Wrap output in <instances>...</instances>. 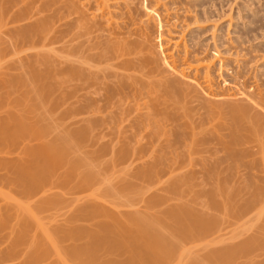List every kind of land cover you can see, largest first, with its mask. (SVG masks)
I'll return each instance as SVG.
<instances>
[{"label": "rangeland", "instance_id": "obj_1", "mask_svg": "<svg viewBox=\"0 0 264 264\" xmlns=\"http://www.w3.org/2000/svg\"><path fill=\"white\" fill-rule=\"evenodd\" d=\"M117 1H125L140 10L142 7V11H151L141 19L153 18L159 25V31H155L153 20L152 47L150 50V46L146 48L148 44L143 46L145 53L143 51L142 54L147 57L145 62L149 63L156 57L159 65L161 63L160 66L167 68L168 72H165L166 76L163 73V78L168 76L170 79L174 75H170L169 71L171 57L182 59L185 47L190 52L215 54L213 59L218 61L213 70L215 93L219 86L222 92L233 94L236 77L246 80L248 87L254 86L256 71L264 69V0H164V7L162 4L156 5L153 0ZM40 3V0L25 2L34 6ZM38 12L30 20V23L35 22L37 29L33 38L23 37L19 31V28L29 31L27 19L12 22L0 29V34L3 33L0 35V157L4 155V159L0 158V186L26 199H36L44 189H48L47 192L61 190L65 194L64 202L57 203L58 206L55 203V207L46 206L40 215L46 221L54 215L59 228L78 222L82 229L74 242H82L86 239L87 229L100 227L98 230L111 234L114 231L111 228L116 227L111 223L98 225L101 214H72V210L75 211L82 204H76L75 199L100 187L105 176L111 174L116 180L110 184L112 188L104 193L109 199H114L110 198L114 196L120 202L118 210L121 214L105 216L125 221L134 219L141 222L144 230L149 228L150 233L156 232L158 237L154 235L157 239H165L173 248L167 255V264L176 262L181 251L187 247L192 249L189 264H264V165L247 162L251 155H233L222 145L224 140L216 137L214 128L220 121L216 118L206 120L207 110L203 108L206 106L205 98L213 90L206 89L203 76H199L198 81L204 87L200 90L203 89L201 94L205 98L203 95L201 97L205 103L202 98L198 99L194 91L189 95L192 99L188 96L182 102L171 100L170 103V99L166 101L160 98L161 107L166 104L163 111L169 115L163 116L161 113L158 116V107L155 108L154 104L146 106L142 100L138 103L140 108L134 102L129 104L124 99L121 102L116 97L111 107L105 104L104 110L96 113L98 116L91 117L93 129L90 127L88 130V109L82 108L86 102L79 100L73 106L70 93L73 89L68 69L69 64L77 58L69 53V46L61 47L68 38V27L65 26L68 18L59 22L52 6L44 5ZM113 20L124 21L122 17H114ZM60 31L62 41L59 42L52 37ZM220 61L224 69L220 67ZM74 62L78 67L81 64L79 60ZM257 63L260 65L258 68L253 66ZM237 67H240L239 71ZM187 71L186 77L193 78L192 71ZM152 76L150 79L156 82L162 77L159 74L152 79ZM114 81L111 79V83ZM126 81L131 83L130 80ZM146 89L142 92H146ZM131 93L128 89L127 94L132 96ZM134 93L139 94V91ZM196 94L197 98L194 99L192 96ZM96 105L93 102L89 106L95 108ZM147 112L151 114L148 116ZM25 162L47 169L48 175L41 186L27 190L29 186L25 185L23 188L27 187L26 191H22L20 180L17 182L20 174L15 175L10 166ZM90 166L94 168V175L82 181L80 174ZM173 180L178 182L177 187L172 186ZM180 199L194 204L196 214H184L183 210L182 214L181 209L175 207ZM214 203L218 207H214ZM149 208L151 211L159 208V213L154 216L143 214ZM204 208L211 214H207V211L203 214ZM129 210L139 214L127 213ZM197 210L200 212L197 213ZM12 215H5L2 222L0 217V264H23V260H26L23 254L32 237V234H28L34 232L33 227L29 226L28 234L20 236L19 227L15 226L17 220ZM154 235L152 241L158 243ZM71 243L73 240L63 241L64 245ZM123 250L113 249V253L102 250L99 257L117 253L118 259L123 261L127 254ZM47 253L44 261L42 254L38 256L40 259L32 258L35 261L30 263L28 260L24 264H39V260L40 264H51L52 254L49 253L48 258Z\"/></svg>", "mask_w": 264, "mask_h": 264}, {"label": "bare ground", "instance_id": "obj_2", "mask_svg": "<svg viewBox=\"0 0 264 264\" xmlns=\"http://www.w3.org/2000/svg\"><path fill=\"white\" fill-rule=\"evenodd\" d=\"M26 1L27 0H0V29L1 27H6L8 24H11L12 22L23 21L27 19L29 20V23L27 24L29 25L27 26V28L29 27L28 28L29 31H27L26 29L22 30L20 28L19 31L20 34L23 35V37L27 36L29 38H33V36L35 35V31L37 29L35 27L36 25L35 22L32 21L30 23V20L33 19L37 13H39L38 11L41 10L44 5L53 7L54 15L58 16L59 22L62 20L66 21V18H68V21H66L67 23L65 24V26L67 25L68 27L67 28L68 38L65 39L66 40L65 44L67 43V45L64 44L65 46L62 45L61 47L69 46L68 47L70 48L69 53L73 57L77 58L74 59V61L79 60L81 63L79 64V67L74 61H72L69 64L68 72L70 76L71 86L73 89V91L70 93H71L73 106H76L79 100H84L86 102L85 105L82 106V108L87 107L88 109L86 111V113H88L87 114L88 118L87 119L85 118L86 121H88L89 123V124L87 123L88 130L92 126L91 124L93 119H91V117L92 118L96 117L95 115H97L96 114L97 112H101V110H104L103 106L105 104H109V106L111 107L113 105V101H115L114 99H117L116 97H119L120 98L119 100L121 102L123 99L125 102L127 101L129 104L130 102L132 103L134 102L140 108L141 106L138 103L144 100V105L148 106V104L151 105L154 104L155 108L158 107L156 114L159 116L162 113V115L164 116V114L169 115V113L163 111L162 108L166 104H164L161 107L160 98H163L166 101H169L170 99V103H172L171 100H174L176 102H182L184 99H187L189 95H191V91L192 92L194 91L195 93L198 94V99L202 98L201 96L203 94H201V92L203 89L200 90V88H202L203 86L199 84L198 81L199 76L200 77L203 76L202 78H204L205 80L206 89L213 90L214 88L213 86L215 82H214L213 70L218 62L215 59H213L215 57V54L214 55L212 54L213 56L212 57L206 51H205L206 53H202V54L195 53L196 51H192V50L190 52V49L187 50L185 49L187 47H185L184 48L185 51H183L184 57L182 59L179 60V58L176 57L178 58L177 60L175 59V57H173V59L171 57L170 66L172 65L173 69L171 66L169 71H170V75L171 74L174 75H171L170 79L167 78L168 76L163 78V75L165 74V72H168V70L167 68L160 66L161 63L159 65V60L156 57L151 59L149 63L145 62V59L147 57L145 58L144 55L142 54L143 51L145 53V50H143L144 49L143 46H146L148 44L146 48L150 46L149 49L151 50L152 46L150 42L154 34V32L152 31L151 23L154 19L152 18L151 20L150 19L142 20L143 19L142 17L149 15L151 11L148 12L146 9L145 11H142L143 10L142 7L140 10L129 3H125V1L120 2L117 0H43V1L40 0L41 3L40 5L37 6L36 5L34 6L32 4H31L32 6L27 5L25 4ZM162 1L164 0H153V2L156 3V5L158 4L160 6L162 4L161 6L164 7L166 2L163 3ZM96 10L98 11L96 12ZM114 17H122L124 21L116 22L115 20H113ZM153 22L156 26L155 31L157 30L159 31L158 23L157 22L155 23V20ZM33 29H34V33H33ZM53 30L56 31V28H54ZM61 31L59 32V34L58 33L55 34V37L52 38H56V40L57 41L59 40V42L62 41ZM151 54L153 53L151 52ZM239 58L241 59V57ZM84 62L86 65H84ZM221 63L222 61H220L219 64ZM222 65L223 64H221L220 67ZM93 66L95 69L93 68ZM253 66L257 67L260 65H258L257 63V65L254 64ZM256 67L254 70H256ZM239 68L240 67H237L236 69H238L239 71ZM171 69L173 71H171ZM187 70L190 72L192 71L193 73L192 75H194L193 78L186 77L188 76V73H186ZM248 73H250V70ZM159 74L162 76V77L159 76L161 77L159 82L152 81L150 79L152 75L157 76ZM227 74H228V70H227ZM144 77L146 78V80L144 79ZM148 77L150 80L148 79ZM159 77L158 78L154 77V78L159 79ZM111 79H113V81L114 79H116V81L111 83ZM126 79L130 80L131 83H129V81L127 82ZM108 80H110V82ZM254 80H255V85L248 87L246 85L248 83L246 80H240L239 77H236L235 87L237 89L235 88V91H233L232 88H230V90L233 91V94L226 93L227 92L226 89L228 88L225 89L226 92L224 91L222 92L221 87L218 86V89L221 92H219L217 89L216 90L217 93H215V90H213L214 93L213 91L212 92L210 91L211 94L210 95L209 93L206 94L207 95L206 98L205 95H203L206 101V106L204 105L203 108L205 109L206 107L207 110L205 116L207 121L209 120L212 121V119L214 120L216 118V120L222 122V124L220 122L219 124L217 123L219 126V128L217 126L218 129L216 127L214 128L216 137L218 136L219 140L221 138L224 140L223 142H225L222 143V145H224L226 148L231 150L233 155L234 153H238L241 155L244 154L247 156L251 155L250 160L246 159L247 162L249 163H255V164L260 163V165L262 164L264 165V69L263 71L261 70L256 71L254 75ZM230 85L231 83H229V86ZM224 87L222 86V88ZM146 88L148 89V91ZM156 88H159L158 90L159 92L156 90ZM128 89L129 91H132L131 93L132 96H129L127 94ZM143 89H146V92H142ZM160 89L162 91V94ZM78 90H81L82 93L79 94ZM125 90H127V92ZM134 91H139V94L134 93ZM93 93L96 95H93ZM197 94L196 96H192V97L196 99ZM117 95H123V96L120 97ZM93 102L96 103L97 105L95 108H90L89 105H91V103ZM151 105H149V107ZM75 111H76V107H75ZM150 114L151 112H149L148 116ZM141 115H143L142 112ZM91 129L93 128L91 127ZM256 155H259V157L257 158ZM0 158L4 159V155L1 156ZM67 161L68 163H70L69 159H67ZM19 163L10 166V169L11 171H13L15 175L20 174L21 179H19L20 177L19 176L17 182L19 183L18 180H20L22 191H24L27 188V187L23 188V186L25 185L29 186V188H27L28 190L30 189V187L34 188L44 184L45 180L47 179L46 177L48 175L47 169L45 168L43 169L40 166L37 167V164L34 165L32 164L31 166V164H28V162L27 164L26 162L22 164ZM92 171L94 172L93 167L92 168L91 166L88 168L85 167V170L82 172V174H80L79 178H81L82 181L91 178L93 174ZM105 178L106 179L105 180L103 179L104 182H102L100 187L97 186V188L95 187V189L93 191H90V193L87 192L88 194H85L81 197H77L75 199L76 204L82 203L83 205L80 204V206L77 207V209L75 208L76 209L75 211L73 209L72 214H76V215L82 214L88 216L93 214H94L93 216H95V214H98V216H100L101 214L102 218L99 219L98 225L100 224L104 225V223H106L107 226L108 223L109 224L111 223V225L114 224L116 227L114 228L110 226L112 227L111 229L114 230L113 233L111 232V234H109L110 232L106 234L105 230L104 231L98 230L100 227L98 229L96 228L87 229L88 233L86 239L83 240L82 242L81 241L74 242L75 239L77 240V236L81 233V229H82L80 227L81 225L80 226L79 224L77 225L78 222L75 224L72 221L73 225L70 224L69 226L67 225V227L65 228H59L55 224V222L57 223V221L53 214H52L53 216H49V220L47 218L48 221H46V219L43 218L44 216L42 217L40 215L42 210H44L46 206L48 207L50 205L54 206L55 203L57 205V203L60 204V202L64 200L65 194H62L60 192L61 190L60 191L51 190L47 192L48 189L45 190L43 187L44 191L41 193L39 197H37L36 199L35 198L29 199L28 197V199H26L25 197L24 198L20 197L15 193H13V191L7 190L2 186H0V217L3 219L7 214L8 216L9 214L15 215L14 220H17L15 226L19 227L20 234H22L20 236L22 237H25L24 235L28 234L29 226L33 227L34 229L33 233L28 234V235L32 234V237L30 239V243L25 253L23 254L26 257L25 261L29 260V262L32 263V261L34 260L32 258L40 259L41 257L38 256L44 254V257L42 258L43 260L46 258L45 253L48 252L46 254L48 258L50 257L49 253L50 255L52 254L51 255L52 257H50L51 260H53L50 261L52 262L51 264H125V263L167 264L166 263L168 261L167 255L168 254L170 255V252L173 248L170 247L169 243H166L167 241L165 242V239L163 241L162 240L160 241L159 238L157 239L158 235L156 234V232L154 233L157 235V237L154 235L153 232L151 233L149 232L150 230L149 228L148 230L147 228L146 230H144L143 225L140 224L141 222L138 223L134 221V219L125 221L122 220L121 218L119 219L118 217L116 218V217L105 216L106 214H121L120 211L118 210V208L121 206L120 202L116 201L114 196L110 197L114 199H109L108 196L107 197L105 196L106 192L104 193L105 190H107L108 192V188L109 189L112 188V185L110 184L113 183V180L116 179L115 178L113 179L111 174L108 175V177L106 175ZM125 178L127 177L125 176ZM175 180H173L172 182L173 187H175L178 183ZM20 184H18V186ZM216 203H214V207L215 205L216 207H218V204ZM194 206L195 205L192 204L191 202H184L182 201V199H180L175 207L181 209V211L183 210L185 212L184 214L193 213V212L194 214H196L195 211L196 208ZM158 210L151 211L149 208L148 210L143 212V214L145 215L147 214V216L153 214L152 216H154V214L159 213ZM183 211L181 212L182 214ZM199 212L200 211L197 210V213ZM205 212L207 214H211L208 210H205L204 208L203 214H205ZM127 213L137 214L138 212H136L135 210H129V212ZM103 216H105V218ZM150 216L149 218H151ZM2 219L1 222L5 221V218L4 220ZM181 220L182 218L180 219V221ZM10 224H12V222L9 223L8 225ZM106 226L105 228L107 231ZM152 233L156 237L158 243H154V241H152V239L154 238L152 235V239H151ZM163 233L165 234V232ZM64 240H73V243L69 245H64L63 244ZM103 248H105V250ZM120 248L122 251H124L123 249H125V251L127 252L125 260L123 261H121V259H118L117 253H115L116 257L114 254L112 255L113 249L115 251H118V249L120 250ZM101 249L103 251H106L107 249V251L109 252L112 251V253L107 254L106 251L105 252L107 254L106 257L103 255L102 257H99L102 251ZM191 257H192V249L191 247H187L181 251L180 257L179 258L177 257V261L174 262L173 264H189ZM25 261L23 260V264ZM40 262L41 261L39 260L38 263L40 264ZM33 264L35 263L33 262ZM46 264H48V262ZM190 264H195V263L192 262Z\"/></svg>", "mask_w": 264, "mask_h": 264}]
</instances>
